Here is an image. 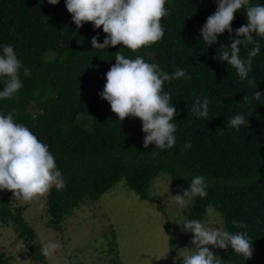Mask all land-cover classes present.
I'll return each mask as SVG.
<instances>
[{
	"label": "trees",
	"instance_id": "obj_1",
	"mask_svg": "<svg viewBox=\"0 0 264 264\" xmlns=\"http://www.w3.org/2000/svg\"><path fill=\"white\" fill-rule=\"evenodd\" d=\"M166 7L163 38L133 51L122 44L92 48L93 36L99 33L102 43L107 34L92 22L77 28L65 0L55 5L49 0H0V44H11L30 72L24 76L21 70L23 87L0 100V113L11 112L47 144L62 172L65 186L53 187L47 196L49 226L58 229L74 208L96 202L119 181L148 200L149 186L160 174L184 189L200 175L206 178L207 195L192 198L188 219L201 220L209 207L216 209L228 231H246L253 241L250 258L229 248L224 264H264V96H254L255 91L264 93V39L248 79L242 81L235 68L219 60L220 45L227 46L235 32L225 30L210 46L200 38L206 18L217 8L214 0H169ZM246 23L244 9L234 13V30ZM252 47L241 46V57L247 58ZM117 52L142 56L168 73L180 68L190 74V79L164 84L176 108L174 147L145 148L140 118L118 120L98 95ZM197 97L208 98L207 118L195 116ZM236 114L245 115L248 127H226ZM186 142L190 149H184ZM25 207L17 205L10 190H0V224L22 240L32 262L46 264L40 239L22 216ZM234 220L245 227L234 226ZM0 264H11L3 252Z\"/></svg>",
	"mask_w": 264,
	"mask_h": 264
},
{
	"label": "clouds",
	"instance_id": "obj_2",
	"mask_svg": "<svg viewBox=\"0 0 264 264\" xmlns=\"http://www.w3.org/2000/svg\"><path fill=\"white\" fill-rule=\"evenodd\" d=\"M169 0H65V7L72 14L77 28L84 22H92L94 29L101 28L107 34L103 42H98L99 33L91 38L92 48L106 49L109 46L122 44L130 50H138L142 46L160 41L165 29L161 19L169 14L166 4ZM217 4L215 12L206 18L200 32V38L210 46L218 41L227 30L235 32V38L229 37V44L220 45L219 60L235 68L238 77L248 79L252 70V61L260 53L259 40L264 39V3L252 4L250 0H214ZM55 5L59 0H49ZM244 9L247 23L237 29L232 28L234 13ZM255 34V38L254 35ZM252 44L247 58H242L241 46ZM115 64L105 74L106 83L98 95L110 104L118 120L132 116L140 118L145 148L154 144L161 150L170 149L176 144L174 122L176 108L171 94L164 91L165 82L179 78L190 79L189 73L177 68L173 73L165 72L157 63L148 62L142 56L128 58L120 52L115 55ZM23 75L30 74L18 58L11 44H0V80L4 83L0 88V100L10 98L23 87ZM251 82V81H249ZM256 99L264 96L254 92ZM208 98L197 97L193 111L197 118H207ZM249 121L244 114L231 116L226 127L239 130L248 127ZM186 142L184 149H190ZM65 186L61 170L57 167L54 155L49 146L39 140L29 127L14 120L11 112L0 113V190L7 189L13 196L24 201H31L53 187L57 190ZM207 182L204 176H193L183 194L169 195L168 201L184 207L188 198L207 195ZM169 191L165 192L168 193ZM233 225L244 228L242 222L234 220ZM184 228L192 233L194 247L184 248L189 251H178L177 258L182 257L180 264H222L208 247L231 249L232 252L250 258L253 241L246 231L230 232L224 222L215 224L198 219H185ZM60 248L54 240L46 239L41 246V254L52 258ZM174 258L173 264H176Z\"/></svg>",
	"mask_w": 264,
	"mask_h": 264
},
{
	"label": "rangeland",
	"instance_id": "obj_3",
	"mask_svg": "<svg viewBox=\"0 0 264 264\" xmlns=\"http://www.w3.org/2000/svg\"><path fill=\"white\" fill-rule=\"evenodd\" d=\"M148 190L150 198L143 200L119 181L96 202L84 201L74 208L58 229L48 225L46 201L50 191L31 201L16 200L19 207L29 205L22 216L41 246L46 239L60 244L54 257L45 258L46 264H173L179 250L194 247L193 234L184 232L192 198L184 207L168 201L170 194L182 195L184 188L172 184L167 174L156 177ZM221 220L220 212L212 207L201 219L212 224ZM208 247L224 264L225 249ZM0 252L11 264H40L30 260L22 240L1 224ZM181 261L182 257L177 258L176 264Z\"/></svg>",
	"mask_w": 264,
	"mask_h": 264
}]
</instances>
